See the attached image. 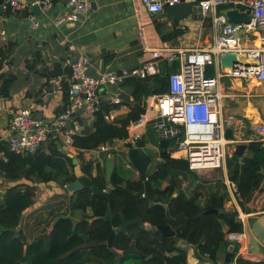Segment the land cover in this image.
Listing matches in <instances>:
<instances>
[{
    "label": "trees",
    "instance_id": "16d2710c",
    "mask_svg": "<svg viewBox=\"0 0 264 264\" xmlns=\"http://www.w3.org/2000/svg\"><path fill=\"white\" fill-rule=\"evenodd\" d=\"M156 26L163 41L184 33L183 29L175 28L167 34L162 32L159 24ZM11 51L12 45L1 46L0 69H3ZM113 55L106 53L104 61ZM177 68V63L172 66L165 64L159 74L145 79L127 78L122 86L132 88L129 100L124 99L125 103H129L130 110L110 123L105 119V114L118 105L103 102L92 125L85 126L84 133L74 136V146L96 149L106 141L126 138L127 127L146 111L145 99L168 92L170 72ZM42 74L48 80L61 78L64 104L57 110L58 114L70 102L71 68H63L57 62L52 69L44 68ZM15 80L16 76L12 73H0V96H10ZM226 135L234 139L232 130L228 129ZM153 144L158 145L160 160L153 162L147 178L140 174L134 177L133 172L128 173L127 169L116 163L112 175L114 190L109 187L104 165H94L91 161L81 163L82 172L90 176L98 188L111 192L113 211H123L127 219L139 217L148 224L145 229L134 224L125 232H116L122 226V221L119 216L104 220L108 204L105 197L84 188L68 194L65 186L77 177L73 159L62 152L64 144L59 139H50L47 145L34 154L9 151L7 142L0 139V150L8 157V161L0 159V176L13 183L0 194V264H187L188 252L177 247V239L198 246L202 253L215 261L217 251L231 244L227 234L243 230L238 211L207 213L208 208L224 209L228 194L214 191L201 202L203 193L198 189L199 186L191 193L189 190L197 180H205L190 169L188 160L171 155L170 149L175 141L164 140ZM77 158L81 161L83 157L79 154ZM227 169L230 180L237 183L238 178H241L237 190L241 208L246 212L263 209L264 142H248V154L243 157L235 153L227 156ZM189 175L192 180L185 188L183 179ZM165 180L167 184L163 186ZM40 182H53L66 190V194L61 192L52 197L68 198L69 205L64 211L38 208L37 213L30 212L41 201L38 190ZM162 203L169 205L174 218V236H164L161 231L151 230L152 227L169 223ZM88 209L91 214L77 222L69 216L77 210L85 212ZM112 233H115L112 246L115 251L103 244ZM131 246L134 251L124 253ZM236 248L237 245L234 254ZM150 255L154 257L148 258ZM237 264H264V261L255 263L238 257Z\"/></svg>",
    "mask_w": 264,
    "mask_h": 264
},
{
    "label": "built area",
    "instance_id": "2783aa9c",
    "mask_svg": "<svg viewBox=\"0 0 264 264\" xmlns=\"http://www.w3.org/2000/svg\"><path fill=\"white\" fill-rule=\"evenodd\" d=\"M181 1L135 0L134 13L139 43L149 52V58L140 66L122 67L118 71L104 70L98 75L90 73L89 56L72 58L68 61L71 75L70 102L67 108L48 120L34 116L27 109L12 112L7 132L1 138L7 142L8 150L34 154L47 145L50 139H59L64 144L62 148L76 156L82 155L86 162H94L102 154L112 158L120 154L117 151L119 147H125L128 153L151 128L158 143L164 140L175 141L170 149L171 155L188 160L191 170L200 172L226 168L228 144L234 140L226 135L227 125L223 110L228 94L223 88L222 79L243 77L264 81V0H195L191 16H201L203 20L210 21V45L195 48H176L169 45L150 48L147 18L154 21L157 14L166 12L167 7ZM34 5L48 11L54 8V0H35L30 6ZM66 6V14L59 13L52 18L55 27L66 22L78 23L90 8L89 0H66ZM25 7L21 0H2L0 14L19 13ZM227 8H239L246 12L250 21L231 22L225 13ZM30 20L33 27L38 26L34 14L30 15ZM246 38H251L253 44H245L242 39ZM256 40L260 44H256ZM225 53H235L243 62H249V65L244 63L237 64V68L223 67L221 56ZM174 63L178 64V68L170 72L168 92L145 99L146 111L127 127L126 138L106 141L96 149H80L74 146V136L84 133L85 130L80 120L93 121L103 102L120 106L124 103L126 98L120 88L127 78L145 79L159 74L165 64L172 66ZM105 119L110 123L115 122V109L106 113ZM253 140L264 142V126L245 138L247 143ZM147 144L158 149V145ZM0 159L8 161L5 152L1 150ZM126 163L129 165L131 162ZM228 185L233 192H237L234 181L230 180ZM227 238L240 241L241 235L228 233ZM237 258L230 263L237 264Z\"/></svg>",
    "mask_w": 264,
    "mask_h": 264
},
{
    "label": "crops",
    "instance_id": "0c3cea01",
    "mask_svg": "<svg viewBox=\"0 0 264 264\" xmlns=\"http://www.w3.org/2000/svg\"><path fill=\"white\" fill-rule=\"evenodd\" d=\"M21 1L26 5L21 12L0 14V48L5 44L12 45L11 55L5 62L3 69H0V73H12L16 76L10 96H0V139L7 132L12 112H21L27 109L34 116L48 120L55 116L57 110L63 106L61 78L54 77L48 80L42 74L44 68L52 69L57 62H60L63 68L70 67L69 60L87 55L91 60L90 73L98 75L104 70L118 71L122 67L140 66L150 56L149 52L144 50L139 43L134 13L135 0H89V11L78 23L66 22L60 27L53 25L52 18L59 13L64 15L68 12L66 0H54L53 9L45 11L41 8L39 14H36L33 11V6H30L35 0ZM31 14L37 18V27L31 25ZM147 19L149 21H147V31L150 48L165 45L183 48L182 39L187 35L188 38L194 36V31L202 25V22L206 21L195 16L178 21L169 17L166 12L157 14L154 21ZM157 24L160 25L161 29H170L164 32L167 34L175 28L183 29L184 33L177 37L178 44L171 45L172 39L163 41L157 31ZM244 42L247 45L253 44L251 38L244 39ZM207 46H185L184 48ZM108 52L114 53V55L110 56L108 61H104V55ZM211 70L213 72V69ZM223 79V88L228 94L224 100L223 118L225 120L226 113L234 116V120H228L227 130H232L234 136L243 132L245 138L251 133L261 130V126H264V81L258 82L253 78L243 77L226 78L225 81ZM47 81L48 84H45ZM120 90L123 92V96L129 100L132 88L122 86ZM123 102L121 106L118 105L117 108H114L117 119L130 110L129 103ZM252 109L255 110L256 118H252L250 115ZM92 122H83V125L84 127L91 126ZM147 134L157 140L151 128L148 129ZM242 142L247 143L245 140ZM146 143L153 144L148 141ZM247 154L248 148L245 150L244 156ZM103 155L94 161V165L100 163L105 166L107 157ZM176 155L180 156L178 153ZM114 156L124 166L127 165L126 162L130 163L128 154L122 156L120 153ZM83 161L86 160L83 159ZM222 170L223 173L219 180H205V182L199 180L200 182L196 187L199 186L198 189L203 193L201 202H204L211 192L225 191L228 195L224 210H237L238 218L243 222V230L238 233L241 235V240L230 241L237 245L232 260L235 257H243L255 263L262 262L264 261V208L251 212L244 211L238 203L237 192H233L228 185L230 178L227 167ZM183 180V187L186 188L192 179L189 175ZM12 184L0 176V194ZM48 184L45 182L38 183V190H40V185ZM50 184L56 183L50 182ZM57 188L60 186L57 185ZM64 191H66L65 189H63V193L66 194ZM54 193L59 194L61 192L57 190ZM68 194H70L69 191ZM41 201L32 208L31 213H37L38 208L43 204ZM229 204L232 208H228ZM90 214V209L85 212L77 210L69 216L77 222ZM146 225L148 226L147 223ZM187 252V264H231L226 261L228 246L221 247L217 251L215 261L209 255L202 253L198 246L192 244H190Z\"/></svg>",
    "mask_w": 264,
    "mask_h": 264
},
{
    "label": "water",
    "instance_id": "95a60500",
    "mask_svg": "<svg viewBox=\"0 0 264 264\" xmlns=\"http://www.w3.org/2000/svg\"><path fill=\"white\" fill-rule=\"evenodd\" d=\"M2 0H0L1 2ZM195 0H182L180 3H177L173 6H169L166 9V13L168 14L169 17H172L175 20H183L186 18L191 17V14L193 12V3ZM33 11L36 14H39L41 11L40 6L34 5L33 6ZM226 15L228 16L229 20L234 23H243V22H249L250 19L247 16L246 12L241 11L239 8H227L225 10ZM195 17H198L194 15ZM201 17V16H199ZM249 65V62H243L240 58L235 53H225L221 56V64L223 67H233L237 68V64H244ZM248 148L247 143H240L237 145V148L235 150V154L238 157H243L245 154V150ZM62 152L69 157L73 159V164L75 165V174H76V180L73 182L67 184L65 186V189L69 192H73L79 189H89L92 193L94 194H99L103 197H105L108 200L107 204V211L105 216L103 217L104 220H112L114 217L119 216L122 221V226L116 230V232H125L129 228L130 225L138 224L142 229H145L147 225L144 223L143 219L136 217L134 219H127L123 211H113L111 207V192L101 190L98 188L92 178L86 174H84L81 170V167L79 165V160L78 158L71 152H69L66 148L61 149ZM153 154L154 150L153 148L146 143L144 139L139 140L134 147H132L129 152H128V157L130 162L133 164V166L137 169L139 174L143 178H147L149 169L153 164ZM115 169V163L114 160L111 156H108L106 158V163H105V172H106V179L109 182V187L111 190L115 189V185L112 182V175ZM241 178L239 177L237 180V186L240 183ZM200 181L197 180L196 183L193 185L192 188H190L189 192L191 193L193 189L196 187V185ZM165 208L167 215L169 217V223L165 226H158V227H152L151 230L153 232H158L161 231L162 235L166 236H174L176 234L175 230L172 228V224L174 221V218L171 216L170 211H169V205L167 203H162ZM210 212H220L223 213L224 209H215V208H208L207 213ZM223 234L225 232L223 231ZM115 237V233H112L108 240L105 241L103 244L108 245L111 247L112 251H115V249L112 247L113 246V240ZM190 246V243L187 242L186 240L183 239H177V247L181 250H188ZM235 243H231L228 246V254L226 257V261L230 263L233 258V254L235 251ZM134 251V247L131 246L129 250L125 251L124 253L132 252ZM154 255L148 256V258H152ZM157 258H160L159 256H155ZM163 260L162 258H160Z\"/></svg>",
    "mask_w": 264,
    "mask_h": 264
},
{
    "label": "rangeland",
    "instance_id": "374dc122",
    "mask_svg": "<svg viewBox=\"0 0 264 264\" xmlns=\"http://www.w3.org/2000/svg\"><path fill=\"white\" fill-rule=\"evenodd\" d=\"M2 15H7L6 14H2ZM194 19V18H192ZM171 22V21H170ZM200 24V21L198 22ZM167 27V26H166ZM170 29H162V32H166V31H169ZM187 31V30H186ZM196 34V36H195ZM194 36H191V37H185L184 39H182V43H183V47L185 46H188V47H193V46H207L210 42H212V29H211V23L210 21L206 20L204 22H202V25L199 26L195 31H194ZM240 35H243L244 34H240ZM252 38V36H251ZM244 41V39H243ZM170 44L171 45H176L178 44V40H177V37L173 36L172 37V40L170 41ZM227 80L226 78L223 79V81ZM229 119H233L234 120V116H231L229 114H225V122L226 124H228V120ZM234 142L228 144V154L229 155H232L234 154L235 152V149H236V145L239 144V143H243L242 141L245 140V134L242 133H238L237 135L234 136ZM144 140L148 141V142H151V143H156V139L154 140L152 138L151 135L147 134L145 135V137L143 138ZM241 141V142H240ZM112 146H115L114 143H112ZM153 150H154V154H153V162L155 161H158L160 160L159 159V151L158 149H156L154 146L150 145ZM117 151H119L121 153L122 156H125V154H128L127 153V150L125 149V147H119L117 149ZM73 153V152H71ZM74 154V153H73ZM228 155V156H229ZM104 156V155H103ZM123 158V157H122ZM79 159V158H78ZM114 162L115 164L118 163L120 164L121 166H123L125 169L128 170V173L129 172H133V176L135 177H138L139 176V173H137V169L133 166V164L131 163V165H125L123 163H121L119 160H116L115 156H114ZM81 163H84L83 161V158L79 159V165L81 167ZM131 166V167H130ZM131 168V169H130ZM149 171H151V169H149ZM199 175L201 176V178L203 180H219L221 178V175L223 173V170L222 169H210L209 170H204V171H200L198 172ZM136 174V175H135ZM167 184V181L165 180L163 182V186ZM59 186V185H58ZM237 186V184H236ZM41 190V191H40ZM40 190H39V198L43 201H41L43 204L40 205V208H43V209H46V210H51L52 208H55L54 210H63L66 209L69 205V200L68 198L63 199V198H55V199H52V197L55 195L54 191H60V192H63V188L60 187V188H57V185L56 184H48V185H40ZM237 190H238V186H237ZM236 190V191H237ZM46 198V199H44ZM60 203V204H59ZM55 204H57L58 206H56ZM228 208H232V206L230 207V204L228 205ZM64 213V212H63ZM234 242V241H233Z\"/></svg>",
    "mask_w": 264,
    "mask_h": 264
},
{
    "label": "bare ground",
    "instance_id": "6f19581e",
    "mask_svg": "<svg viewBox=\"0 0 264 264\" xmlns=\"http://www.w3.org/2000/svg\"><path fill=\"white\" fill-rule=\"evenodd\" d=\"M255 43L256 44H260V41L259 40H256L255 41ZM253 79H255V78H253ZM256 80V79H255ZM257 81V80H256ZM259 82V81H258ZM250 115L252 116V118H256L255 116H256V113H255V110L254 109H252L251 111H250ZM255 120H258V119H255ZM254 120V121H255Z\"/></svg>",
    "mask_w": 264,
    "mask_h": 264
},
{
    "label": "clouds",
    "instance_id": "9594fccd",
    "mask_svg": "<svg viewBox=\"0 0 264 264\" xmlns=\"http://www.w3.org/2000/svg\"><path fill=\"white\" fill-rule=\"evenodd\" d=\"M76 156V155H75ZM77 157V156H76Z\"/></svg>",
    "mask_w": 264,
    "mask_h": 264
}]
</instances>
